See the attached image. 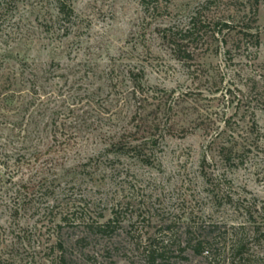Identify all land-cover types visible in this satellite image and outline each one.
<instances>
[{
    "label": "rangeland",
    "instance_id": "374dc122",
    "mask_svg": "<svg viewBox=\"0 0 264 264\" xmlns=\"http://www.w3.org/2000/svg\"><path fill=\"white\" fill-rule=\"evenodd\" d=\"M250 2L67 0L69 21L64 0L0 11V264H60V242L69 264H148L153 242L188 225H249L246 207L264 222V0L258 49L213 38L219 23L240 27ZM137 108L165 122L141 158L118 139ZM235 140L245 162L230 168L210 145Z\"/></svg>",
    "mask_w": 264,
    "mask_h": 264
},
{
    "label": "trees",
    "instance_id": "16d2710c",
    "mask_svg": "<svg viewBox=\"0 0 264 264\" xmlns=\"http://www.w3.org/2000/svg\"><path fill=\"white\" fill-rule=\"evenodd\" d=\"M250 1V16L246 17L247 19L241 23L240 27L236 26L235 23L229 22L217 24V26H220V29L213 34V38L219 41L217 35H223V39L220 41L227 49H229L231 43L236 50L241 49L246 44L256 49L261 45L257 27L260 0ZM13 3H15V0H3L2 5H0V11H9L8 8ZM143 4L146 5L145 1ZM59 12L66 21H69L74 15V10L67 4V0H64V3L61 4ZM197 21L198 17H193L189 26L184 28L185 37L194 36V31L198 26ZM185 54H187V58L193 57L188 51ZM143 90L144 88L140 84L139 89H136L134 93L140 101V106H143L141 103V99L144 96ZM145 109L144 111H139V108H137L135 117L133 118L135 122L134 127L131 130H125L118 137L119 142H122L123 138L126 137L125 135H130L132 141L131 145H129V150L136 153L140 158L139 154L144 152L146 146L155 148L159 144V134L162 133L165 126L162 117L150 120L144 115ZM252 131L258 133L255 121L252 122ZM166 133L172 135L174 131L169 129ZM226 142L217 144L216 141H213L210 148L214 145L217 147V157L226 166L237 168L244 165L245 161L243 158L247 149L242 152L238 140L233 141V143ZM241 146L249 147L248 150H251L252 145L245 144ZM215 159L211 160L206 157L204 159V167L206 165L212 166L213 163H216ZM142 160L147 164H151L152 162L149 156ZM203 171L208 182L213 185V177L215 175L210 173L208 169L206 170V168ZM246 214L252 220V223H249V225L228 226L218 223L188 225L183 233V237L179 240L170 239V241L166 242V245L163 243L162 246L153 242L146 252V260L148 264H157L159 261H164L174 256L175 253L180 256L192 253L195 258L201 259L202 264H264V222L258 221V218L255 217V212L250 207H246ZM111 226L112 224L109 223L107 225H99L95 229L97 233L105 234ZM58 248L63 256L61 257L60 264H69L65 258L64 243L60 242Z\"/></svg>",
    "mask_w": 264,
    "mask_h": 264
}]
</instances>
